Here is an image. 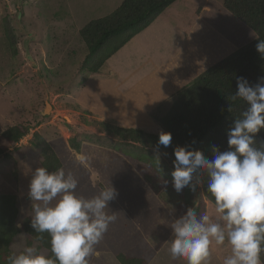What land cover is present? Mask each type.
I'll return each instance as SVG.
<instances>
[{
  "label": "rangeland",
  "instance_id": "rangeland-1",
  "mask_svg": "<svg viewBox=\"0 0 264 264\" xmlns=\"http://www.w3.org/2000/svg\"><path fill=\"white\" fill-rule=\"evenodd\" d=\"M121 2L0 0V132L15 124L28 127L25 136L0 154V193L16 196L17 224L22 226L25 218L32 217L28 185L32 172L41 167L40 145L46 141L59 157L60 168L78 181L77 196L91 198L110 185L117 190L108 210L117 218L95 246L89 264H120L118 253L140 257L144 264H186L183 259L173 260L169 253L171 224L176 217L155 196L148 182L111 152L120 140L92 125V121L104 120L81 109L75 97L92 75L81 67L88 51L79 30L90 20L112 12ZM202 5L208 8L201 15ZM196 15L201 16L197 22ZM160 16L182 29L193 25L187 34L188 47L189 43L195 44V51L186 56L193 73L190 82L211 63L255 37L223 7V0H176ZM158 31L155 28L148 36H138L135 49L130 48L138 53L137 46L142 44L155 50L151 41ZM128 55L126 52L122 58L128 60ZM177 63L181 67L180 61ZM45 101L50 107L48 113L41 114ZM150 151L159 156L156 150ZM80 156L86 158L83 163ZM163 161L164 167L174 170L173 165ZM193 193L195 198L202 196L205 215L215 219L214 204L201 195L199 188ZM28 239L23 231L15 235L9 245L11 255L25 246L35 248L36 243ZM229 255L227 242H212L208 264H223Z\"/></svg>",
  "mask_w": 264,
  "mask_h": 264
},
{
  "label": "clouds",
  "instance_id": "clouds-1",
  "mask_svg": "<svg viewBox=\"0 0 264 264\" xmlns=\"http://www.w3.org/2000/svg\"><path fill=\"white\" fill-rule=\"evenodd\" d=\"M256 39V51L264 58V40ZM236 85L237 91L229 99L242 101L247 107L226 132L227 150L213 146L212 158L181 146L173 150L174 170L170 175L174 191H196L205 181L197 179L193 183L194 173H206L207 193L215 209V219L209 215L198 218L196 207H188L174 219L169 246L173 260L208 264L211 243L227 242L230 255L223 264H264V141L257 146L256 140L264 129V77L255 84L237 77ZM171 142V133L159 132L158 145L168 147ZM85 159L79 157L81 163ZM164 183L166 186L168 182ZM77 184L74 175L66 174L63 168L50 172L38 167L32 172L28 185L30 227L36 233L48 234L52 255L25 246L8 257L9 264H89L95 246L117 218L108 210L118 193L110 185L85 198L75 194Z\"/></svg>",
  "mask_w": 264,
  "mask_h": 264
},
{
  "label": "trees",
  "instance_id": "trees-1",
  "mask_svg": "<svg viewBox=\"0 0 264 264\" xmlns=\"http://www.w3.org/2000/svg\"><path fill=\"white\" fill-rule=\"evenodd\" d=\"M176 0H122L120 5L109 14L87 22L79 36L87 48V55L81 67L91 73H97L107 59L125 46L134 36L144 31L162 12ZM223 7L235 18L246 25L255 37L250 42L234 49L223 58L214 61L198 73L192 82L173 99L168 111L158 119L162 131L172 135L170 146L158 145V134L140 128L121 127L104 121H92L107 134L113 135L120 143L112 147L111 152L120 156L138 175L144 178L153 193L167 206L172 215L178 218L188 207H196L198 218L205 215V203L202 196L193 197V191L185 188L177 194L171 184L172 168L163 166L164 161L173 165V150L177 146L191 151H202L212 158V147L227 150V130L239 117L247 105L242 101L232 102L229 98L237 91V77L246 78L250 84L264 77V58L257 53L256 38L264 40V0H223ZM231 107V111L229 108ZM28 132V127L15 124L0 132V154ZM257 146L264 141V129L257 135ZM79 152V146L75 145ZM156 150L159 156L150 150ZM40 166L50 172L61 167L56 152L49 143L40 145ZM163 159V160H162ZM159 161V167H158ZM193 183L203 179L198 186L201 195L212 202L207 193L206 173H194ZM164 181H167L165 186ZM18 206L14 194L0 193V264H9L11 255L9 245L20 231L28 236V242H35L40 254L51 256L47 233H36L30 227L31 218H25L17 228ZM120 264H144L140 257L118 253ZM264 261V253H261ZM173 264H177L173 261Z\"/></svg>",
  "mask_w": 264,
  "mask_h": 264
},
{
  "label": "crops",
  "instance_id": "crops-1",
  "mask_svg": "<svg viewBox=\"0 0 264 264\" xmlns=\"http://www.w3.org/2000/svg\"><path fill=\"white\" fill-rule=\"evenodd\" d=\"M202 8L199 10L201 15L208 7L202 5ZM200 17L195 18L196 22ZM191 24L189 29H182L159 16L107 59L99 72L90 73L92 75L85 79L75 96L80 102L79 107L94 118L121 127L161 132L158 119L168 111L173 99L191 83L193 77L186 58L195 51V44L189 43L188 47L187 42ZM155 28L160 31L156 32L151 43L157 48L151 50L138 44L140 52L135 53L133 44L138 41V36H148V32L155 31ZM190 47H194L192 52ZM126 52L129 53L128 60L122 58ZM179 61L181 67H178Z\"/></svg>",
  "mask_w": 264,
  "mask_h": 264
},
{
  "label": "water",
  "instance_id": "water-1",
  "mask_svg": "<svg viewBox=\"0 0 264 264\" xmlns=\"http://www.w3.org/2000/svg\"><path fill=\"white\" fill-rule=\"evenodd\" d=\"M48 106L50 107V105L47 103V101H45V108H44V110L42 111L41 114H46V113H48V109H47Z\"/></svg>",
  "mask_w": 264,
  "mask_h": 264
}]
</instances>
